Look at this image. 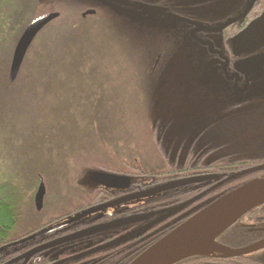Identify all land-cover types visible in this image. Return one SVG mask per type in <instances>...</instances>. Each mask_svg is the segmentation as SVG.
Wrapping results in <instances>:
<instances>
[{
	"label": "rangeland",
	"instance_id": "374dc122",
	"mask_svg": "<svg viewBox=\"0 0 264 264\" xmlns=\"http://www.w3.org/2000/svg\"><path fill=\"white\" fill-rule=\"evenodd\" d=\"M134 1L55 0L57 5L64 7L66 22L82 25L81 34L90 37H86L87 41H81L87 46L88 58L79 61L77 72L66 71L71 84L66 91V84H59L65 81V72L58 75V79L64 81H58L55 76L54 79L50 78L49 71L45 75L34 72L47 70L33 67V61L43 46L41 36L31 47L20 74L19 82L27 83L13 89L7 88L3 78L5 74L1 72L7 69L14 37L12 43H6L4 48V43L0 41V110L4 114L1 117H9L11 121V135H4L3 127H0V185L2 195L17 209L21 218L14 236L25 233L36 221L52 218V215L69 209L73 203L81 202V198L86 199L88 191L95 187L90 180L94 171L89 167L92 162L99 161L100 165L108 166L111 162L108 159L113 154L127 157L131 162L136 159L146 170L156 163L164 164L162 155L145 151L140 156V151H136L138 144L140 149L149 148V142L142 133L144 127H152L145 125L147 115L161 123L157 127H160L162 140L167 148H174L173 154L166 157L172 162L179 160L180 155L177 154L181 145L199 135L208 144L205 149L207 161L229 154L247 156L264 153L262 135L251 134L252 130L242 132L239 124H210L208 120H200L203 99L196 78L201 61H195V57L188 55L191 52L189 42H179V38L187 39L189 35L174 27L154 28L147 19L144 25L142 21L146 15L141 16L140 0ZM108 2L125 6L134 13L109 9ZM208 3L209 6L203 11L210 20L218 12L221 15L230 13L234 0H213ZM87 9L100 12L96 17L82 19L81 15ZM102 18L105 22L100 21ZM134 20L143 23L145 36L153 39V46L156 43L154 54L159 49V40L175 42L166 68L160 73V83L149 91L140 82L143 42L140 43V23ZM108 24L116 25L114 32ZM47 28L42 36L46 35ZM9 36L10 33H7L5 38ZM36 45L39 47L37 51ZM152 48L145 52H151ZM43 77L45 80L42 81ZM64 94L71 96L72 100H66ZM99 98L104 99V105L100 106ZM105 102L109 109H106ZM111 123L117 125L113 129L111 145L97 143L95 128L104 125L110 129ZM180 159L183 160V157ZM39 178L46 185L47 196L45 211L36 215L32 208ZM83 191L86 194L80 196L79 193Z\"/></svg>",
	"mask_w": 264,
	"mask_h": 264
},
{
	"label": "flooded vegetation",
	"instance_id": "af4514ba",
	"mask_svg": "<svg viewBox=\"0 0 264 264\" xmlns=\"http://www.w3.org/2000/svg\"><path fill=\"white\" fill-rule=\"evenodd\" d=\"M209 1L213 0H140L141 16L146 15L142 22L145 25L147 19L152 22L154 28L174 27L176 30H181L189 35L187 39L179 38V42H189L191 52L188 55L195 57V61H201V69L198 70L196 78L203 99L200 120H208L210 124H239L238 126L243 129L242 132L249 133L252 130L251 134L258 133L264 138V42L249 52H241L234 44L235 36L264 13V0H256L250 9L252 0H234L233 9L230 13L221 15V12H218L210 20H207L208 17L204 16L203 10L209 6ZM147 3L149 5H145ZM107 6L109 9L113 8L120 12L134 13H131L125 6L113 5L110 2ZM49 13L51 12L45 11L33 20ZM96 14H98V10H96ZM134 21L140 23L139 20ZM226 23L227 25L219 30ZM140 25L142 29L145 28L143 23ZM7 33H10V36L5 38ZM15 34L6 32L5 36L0 37L1 43H12ZM42 34L41 32L38 37L41 36L40 38L44 39ZM38 37L35 42L39 39ZM17 40L13 42L16 44ZM142 42L140 55L143 57V62L142 69H140V82L145 85L146 91H149L160 83L162 77L160 73L163 68H166L167 58L172 55L171 50H173L175 42L169 39L159 40V49L156 54H154L155 49L157 50L156 43L153 46V39L146 37L145 31H140V43ZM151 48V52H145V50L150 51ZM253 58L259 60L258 69L245 72L238 69L237 66L240 62ZM150 60L152 62L149 63ZM34 72L36 74L40 72L42 75L47 70ZM1 73L5 74L3 78L7 88L13 89L16 86H23L22 83H27L26 81L19 82L21 72L14 83L9 82L8 69ZM142 73L145 76H142ZM43 80L45 77L42 78ZM2 115L4 114L0 110V127H3L4 135H11L10 118H2ZM145 122V125L152 126L151 128L144 127L142 131L146 142H149L146 143L149 148L140 149V144H138L139 147L136 151H140V156L145 151L162 155L165 159L162 161L164 164L156 163L151 166L150 170H146L139 163L131 164L127 157L113 156L112 153L108 159L111 161L110 165H100L101 170H95L96 162H92L89 167L94 171L129 177L131 179L129 187L125 189L105 188L92 182L95 187L90 191L86 190L89 195L86 199L81 198V202L73 203L68 207L69 209L52 215V218L36 221L33 227L26 229L27 231L19 236H14V234L19 227L21 218L17 209L6 201L8 205L12 206L15 219L13 228L6 234V240L0 242V264H29L30 261L36 259L53 261H43V264H90L91 261H99L104 258L105 256L101 254L111 249L120 252L129 250V253L140 250L141 254L181 223L205 208L213 199L228 194L249 181L264 178V153L247 156L229 154L207 161L205 149L208 144L200 138L202 135L195 137L192 141L187 139L177 154L180 155L179 160L169 161L166 157L173 154L174 148L170 150L162 140L160 127H157L161 123L149 115L145 117ZM181 157L183 160L180 159ZM234 160L250 162L251 164L238 172H226L220 170L221 167L210 169L222 161ZM182 168L189 171L185 174H170L162 177ZM161 178L164 179L161 181ZM39 180L32 208L36 215H41L45 211L47 196L45 185L43 206L41 210H38L35 198L41 183L44 182L42 178ZM189 180L191 181L189 183L155 192L133 201L118 203L107 209L91 213L80 220L70 222L72 217L89 209L122 201L137 193L141 194L158 187ZM86 191L80 192L79 195L86 194ZM179 194L185 198L181 203L174 204L178 200L160 201L168 196L173 195L175 197ZM1 197L4 198L0 185ZM98 197L101 199L96 201ZM179 207L182 209L170 215ZM140 216L148 217L124 223L129 218ZM162 217H166V219L156 223ZM118 222H122V224H114ZM55 225L58 226L57 229L42 234ZM112 225L115 227H108ZM104 226H107V229L93 231ZM90 230L92 233L83 234ZM140 231L143 232L141 235L128 238V236ZM39 234L41 235L38 236ZM216 241L234 250L264 242V204L242 216ZM30 253L33 254L28 257ZM214 256L218 262L211 264H264V261L261 260L264 259V247L256 252L237 256H230L223 252H217Z\"/></svg>",
	"mask_w": 264,
	"mask_h": 264
},
{
	"label": "water",
	"instance_id": "95a60500",
	"mask_svg": "<svg viewBox=\"0 0 264 264\" xmlns=\"http://www.w3.org/2000/svg\"><path fill=\"white\" fill-rule=\"evenodd\" d=\"M255 1L256 0L251 1L249 9L254 5ZM96 15L97 14L95 9H87L82 13L81 17L82 19H86L88 16L96 17ZM60 16V12H51L49 14H46L45 16L39 17L31 21L25 26L24 30L22 31L17 40V43L13 47L14 50H12V53L10 54V62L9 59L7 62V64L9 63L8 78L10 83H14L19 77V74L25 65L27 55L38 35H40L41 32L43 33V31L51 23L59 19ZM100 21L105 22L103 18ZM226 25L227 23L221 26L219 30H222ZM110 27L113 29L114 32V28L116 27V25H111ZM139 28L140 31L143 30L141 28V25ZM263 42L264 13L235 36L234 44L240 49L241 52H249L260 44H262ZM258 66L259 60L253 58L240 62L237 67L238 69H240L241 72H245L248 70H256L258 69ZM65 90L66 89H64V91ZM107 93H105L104 95H106ZM63 96L65 98H68V95L66 94H64ZM106 109L109 108L106 107ZM90 180L93 183L99 186H103L105 188L118 189L128 188L131 183V179L129 177L115 175L103 171H92V174L90 175ZM189 182L191 181L189 180L187 182L185 181L180 183L169 184L163 187L152 189L145 193H137L131 195L123 199L122 201H117L107 205H101L96 208L89 209L87 211L79 213L75 217H72L70 222L80 220L81 218L87 217L91 213L107 209L112 205L147 197L148 195H152L155 192L169 190L177 185ZM44 195L45 184L44 182H42L35 198L38 210H41L43 206ZM263 204L264 178L249 181L248 183L240 186L239 188L231 191L230 193L220 195L217 198L213 199L212 202L208 204L205 208L198 211L196 214L181 223L167 235L162 237L159 241H157L155 244H153L144 252H142L130 264H176L190 257L212 256L215 255V253L217 252H223L230 256H237L256 252L257 250L264 247V242L248 248L234 250L221 245L216 241V239L224 231L231 227L235 222H237L242 216ZM181 209L182 207L175 209L170 215L178 212ZM147 217L148 216L129 218L128 220L124 221V223L134 222L137 221V219L140 220ZM164 219H166V217L160 218L156 223L162 222ZM114 224L120 225L122 224V222ZM108 227L113 228L115 227V225ZM57 228L58 226L55 225L54 227L44 231L42 234L49 233ZM102 229H107V226L100 227L93 231H101ZM88 233H92V230L86 231L83 234L88 235ZM142 233L143 232L141 231L138 233H134L131 236H128V238L135 237L136 235H141ZM40 235L41 234H39L38 236ZM33 253H30L28 257L31 256Z\"/></svg>",
	"mask_w": 264,
	"mask_h": 264
},
{
	"label": "trees",
	"instance_id": "16d2710c",
	"mask_svg": "<svg viewBox=\"0 0 264 264\" xmlns=\"http://www.w3.org/2000/svg\"><path fill=\"white\" fill-rule=\"evenodd\" d=\"M45 11L60 12L61 16L59 17V19L54 21L53 24L51 23L47 28L49 32L48 31L45 32L46 35H44V39H43L44 41H42L43 46H41V50L44 49V51L39 50L40 52L37 53L38 59L37 58L34 59L33 63L35 64L33 67L37 69L46 68L47 71H49V73L51 74L50 78L52 79H54V76L56 77V79H58V75H62L61 73L65 72V74L63 75L65 77V81L62 78L58 79V81H64L62 82L63 84L62 83L59 84L63 86H65L66 84L64 89L68 90L71 84H69L68 82L66 71L69 72L70 70H75V72H77L76 70H78V63H80L81 61L83 62L85 58H88L89 54L86 53L87 46L84 42L81 41L86 40V37L90 39V37L89 35L83 36L81 34V29H83L82 25L80 26L78 24H68L66 22V18L64 19L65 17L64 7L61 8L59 5H57L55 3V0H0V37L5 36L4 34L6 32H13L14 34L15 33L17 34V35L15 34L13 38V41L16 42V40L18 39L20 33L25 28V26L35 17L45 13ZM99 12L100 10H98V13ZM103 14L104 12L101 13V15ZM3 46L5 45H2V48H4ZM37 49H39V47H37L36 45L35 51H37ZM8 65L9 63L7 64V69H8ZM60 85L59 87H61ZM65 99L72 100V97L68 95V98ZM100 101H101L100 106L104 105V99L99 98L98 102ZM109 126L110 129H108L104 125H102L103 129L101 126L95 128L99 140L97 143H102V144L104 143L103 144L104 146L111 145V143L114 140L113 129L117 127V125L111 123V125ZM128 161L131 162V159H129ZM135 161L136 159H134L133 162H131V164L137 163V161L136 162ZM248 164L251 163L250 162L246 163L245 161H241V160L222 161L214 165L213 167H210V169H216L217 167L218 168L221 167L220 170H224L226 172H238L240 169H243L244 167L248 166ZM100 168L102 167L100 166L98 161V163L95 164L94 169L101 170ZM188 171H189L188 169L183 170L182 168L181 170L178 171L174 170L171 173H167L162 177L170 174H185ZM163 179L164 178H161V181ZM173 195L168 196L166 199H161L160 201L169 202L171 200H178L174 203L177 204L185 200L182 194H179L175 197H173ZM99 199L101 198L98 197L96 201H99ZM14 219L15 216L12 210V206L8 205L6 200L3 197H1L0 198V242H4L6 240L5 238L6 234H8L10 229H12L14 226ZM139 254H140V250L129 253V250L127 251L123 250L122 252H120L118 250L111 249L101 254L105 256L104 258L100 259L99 261H91L90 264H130L134 259L137 258L136 256H138ZM214 257H215L214 255L194 256L182 260L176 264H211L218 262V260L214 259ZM261 260L264 261V259ZM43 261H52V260L36 259L35 261L33 260L30 261L29 264H40Z\"/></svg>",
	"mask_w": 264,
	"mask_h": 264
}]
</instances>
